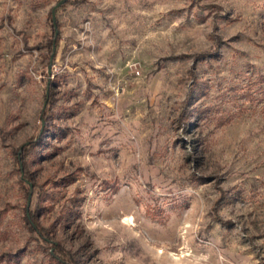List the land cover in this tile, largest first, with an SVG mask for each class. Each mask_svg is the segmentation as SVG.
<instances>
[{
	"label": "rangeland",
	"instance_id": "obj_1",
	"mask_svg": "<svg viewBox=\"0 0 264 264\" xmlns=\"http://www.w3.org/2000/svg\"><path fill=\"white\" fill-rule=\"evenodd\" d=\"M59 1L0 0V264H264V0Z\"/></svg>",
	"mask_w": 264,
	"mask_h": 264
},
{
	"label": "trees",
	"instance_id": "obj_2",
	"mask_svg": "<svg viewBox=\"0 0 264 264\" xmlns=\"http://www.w3.org/2000/svg\"><path fill=\"white\" fill-rule=\"evenodd\" d=\"M67 2V1H66ZM54 42H56V41H54ZM55 43H53V45H54ZM53 48V47H52ZM54 50V49H53ZM50 95L52 94V90H50V93H49ZM46 97H48V92H46ZM51 98V97H50ZM49 98V101H51V99ZM48 99V98H47ZM34 142V140H31L29 143H25L24 144V148H23V154H22V159H23V162H24V166H25V172L26 173H28V168H27V159H26V156H25V151H26V153L29 151V149H28V145H31V144H34L33 143ZM25 174V173H24ZM31 215V217H34L32 214H30ZM30 215L28 214V216H27V220H28V223L30 224V227H31V229H33V230H35V231H37L42 237H45V239H47L46 237H47V231H46V229L42 226V225H40L34 218H33V220H31L30 219ZM59 245V247L61 248V245L60 244H58ZM64 256H56V255H53V258H55V259H58L59 261H63L64 263H67V264H72V262H69V261H66L64 258H63Z\"/></svg>",
	"mask_w": 264,
	"mask_h": 264
},
{
	"label": "water",
	"instance_id": "obj_3",
	"mask_svg": "<svg viewBox=\"0 0 264 264\" xmlns=\"http://www.w3.org/2000/svg\"><path fill=\"white\" fill-rule=\"evenodd\" d=\"M64 1H66V0H60L59 2H58V4L57 5H59V4H61L62 2H64ZM57 5H55L54 7H53V9H52V16H53V20H54V25L57 27V19H56V7H57ZM58 32V30L56 31V33ZM31 186H32V184H31Z\"/></svg>",
	"mask_w": 264,
	"mask_h": 264
},
{
	"label": "bare ground",
	"instance_id": "obj_4",
	"mask_svg": "<svg viewBox=\"0 0 264 264\" xmlns=\"http://www.w3.org/2000/svg\"><path fill=\"white\" fill-rule=\"evenodd\" d=\"M130 218V217H129ZM129 218H127L129 220Z\"/></svg>",
	"mask_w": 264,
	"mask_h": 264
}]
</instances>
